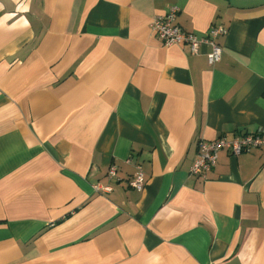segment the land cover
Returning <instances> with one entry per match:
<instances>
[{
	"label": "crops",
	"instance_id": "0c3cea01",
	"mask_svg": "<svg viewBox=\"0 0 264 264\" xmlns=\"http://www.w3.org/2000/svg\"><path fill=\"white\" fill-rule=\"evenodd\" d=\"M173 5L219 62L153 31ZM256 133L264 0H0V264H264V146L190 173Z\"/></svg>",
	"mask_w": 264,
	"mask_h": 264
},
{
	"label": "built area",
	"instance_id": "2783aa9c",
	"mask_svg": "<svg viewBox=\"0 0 264 264\" xmlns=\"http://www.w3.org/2000/svg\"><path fill=\"white\" fill-rule=\"evenodd\" d=\"M179 7L173 5L164 14L156 15L152 19V29L164 42L165 45L187 43L194 53L198 52L201 43L211 46L208 52V61L215 64L221 60L222 46L217 41L221 35L228 34V28L224 25H212L204 38H199L193 32L185 31L177 22ZM264 146V136L262 133L245 134L233 139L220 136L213 140L201 139L198 142V157L196 158L190 173L205 177L207 172L216 167L220 150L227 148L234 155H239L244 151H250ZM110 177H116L117 167L112 165L109 170ZM130 186L142 190L145 187V175L141 166H137L136 172L129 182ZM96 190L109 192L111 186H95Z\"/></svg>",
	"mask_w": 264,
	"mask_h": 264
}]
</instances>
